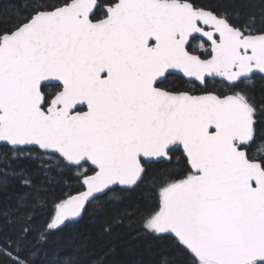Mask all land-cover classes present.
Wrapping results in <instances>:
<instances>
[{"label":"snow or ice","instance_id":"snow-or-ice-1","mask_svg":"<svg viewBox=\"0 0 264 264\" xmlns=\"http://www.w3.org/2000/svg\"><path fill=\"white\" fill-rule=\"evenodd\" d=\"M0 264H264V0H0Z\"/></svg>","mask_w":264,"mask_h":264},{"label":"trees","instance_id":"trees-1","mask_svg":"<svg viewBox=\"0 0 264 264\" xmlns=\"http://www.w3.org/2000/svg\"><path fill=\"white\" fill-rule=\"evenodd\" d=\"M74 194V193H73ZM95 218H88L83 223L76 225L73 228L67 229L61 236L62 242L84 244L94 239L95 232L93 229L96 226Z\"/></svg>","mask_w":264,"mask_h":264}]
</instances>
